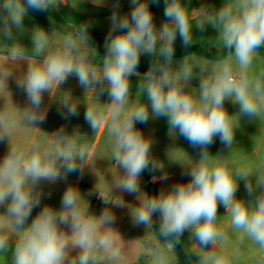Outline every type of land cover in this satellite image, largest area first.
<instances>
[{
    "label": "clouds",
    "instance_id": "clouds-1",
    "mask_svg": "<svg viewBox=\"0 0 264 264\" xmlns=\"http://www.w3.org/2000/svg\"><path fill=\"white\" fill-rule=\"evenodd\" d=\"M66 2L0 0V36L17 45L4 54L5 58L26 62V69L16 79L26 106L18 114L7 106L0 109V142L8 141V152L0 161V206H6L0 215L18 233L12 241L0 224V253L6 256L11 250V264H100L101 254H111L119 264H125L116 237L123 239L112 227L115 217L108 207H125V192L136 195L137 205L129 206L135 225L153 230V216L159 214L158 232L153 230L159 243L155 247L149 241L144 243L153 264H180L176 246L185 231L196 241L197 250L191 254L199 264H233L232 256L217 250L218 243L227 239L218 206L225 208L232 230L264 250V161L249 171L232 164L228 155L208 152L216 137L231 152L240 119L264 115V68L253 69L259 50L264 49V0H227L219 7L202 4L192 9L197 15L191 19L184 0H165V22L159 28L150 0H130L131 11L123 15L116 5L99 64L95 63L97 50L90 43L92 21L74 24L55 44L50 40L52 32L36 27L30 51L15 42L14 29L24 30L23 20L30 9L44 12ZM208 27L215 30L227 55L195 67L185 55L174 66L177 37L188 48L193 44V29L204 32ZM141 54L152 57L143 75L137 71ZM13 76L14 67L0 64V84L7 88ZM72 76L85 90L93 89L98 97L106 92L109 97L102 106H87L85 120L95 132L108 119L112 161L118 172L110 184L112 199H105L96 187L106 205L97 215L90 211L80 190L69 185L60 209L45 205L28 223L33 209L40 207L43 182L82 174L89 166L87 145L76 138V132L69 134L64 127L53 132L45 146L35 140L27 148L10 143L17 121L34 126L45 121V93L53 97L59 90L63 94L56 101L61 115H78L79 103L70 92L61 91V85ZM132 76L140 78L136 91H143L142 102L133 99ZM196 77L199 87L193 93L190 82ZM226 101L238 105V113L230 114ZM161 117L168 122L170 136L178 133L199 148L201 156L191 159L188 166L181 163L190 176L186 183L149 194L141 188V175L149 169L163 172L164 166L152 155L153 140L136 124ZM162 178H167L166 172ZM241 181L250 199L237 197ZM62 226H69L70 232Z\"/></svg>",
    "mask_w": 264,
    "mask_h": 264
},
{
    "label": "crops",
    "instance_id": "crops-1",
    "mask_svg": "<svg viewBox=\"0 0 264 264\" xmlns=\"http://www.w3.org/2000/svg\"><path fill=\"white\" fill-rule=\"evenodd\" d=\"M207 1L208 4L203 5L219 7L222 4V0ZM184 2L189 7V16L191 19L193 17V13L195 12L192 9H198L202 4L199 3V0H184ZM60 5H68L73 11L87 16V19L91 17L100 18L102 26L100 30L96 31L101 33H108L110 28L109 17L116 5H118V10L121 15L131 11L130 0H67L66 3H61ZM83 6H85V8ZM150 8L154 16L155 24L159 28V26L165 22V0H158L157 3H152L150 0ZM207 29L208 30L206 31L208 32L215 31L211 27H208ZM213 45L214 42H210L209 48H206L205 50L207 52L216 50L211 48ZM175 46L182 47V41L178 42L176 39ZM259 51L260 53L264 52V49H260ZM142 55L144 54H141V57ZM138 72L141 75L145 73L140 71ZM133 77L139 78L138 76H132L130 77V80ZM190 83L192 86L190 91L195 93L197 91L196 88L199 87V78H193ZM136 88L137 87H132L133 99L137 102H142L143 91H136ZM61 91L70 92L71 96L75 99L74 102H78L79 104L82 103L85 105L84 107L88 106L91 108L102 106L101 104H104L109 100L106 92L98 97L93 89L85 90L80 86L79 82L76 83V77L74 76L70 77V80H67L63 84ZM61 94L63 93L59 90L54 92L53 97L50 94L45 93L43 96L44 104L42 106L46 109L45 121L41 124L35 125L36 127L31 124L25 125L22 122L17 121V125L10 137V143L27 148L30 147L32 141L35 140L42 146L47 145L51 139L50 135L61 127V123L65 118L61 115L62 110L56 101V98ZM14 96H19V98L15 99L13 98ZM5 106L8 107L9 111L18 114L19 111L26 106V97L23 91L0 88V109H3ZM225 107L230 114H235L239 111L238 105H235L231 101H226ZM149 111H151L150 108ZM107 124L108 119L106 117L103 127L106 128ZM141 126L144 134L153 140V157L164 166L163 172L159 170L156 171V181L159 184L158 191L160 192L162 189H169L176 183H186L190 179V176L187 174L188 169L183 165L188 166L192 163V160H198L201 156L200 149L194 148L187 140H185L182 136H179L178 133L174 136H170L168 122L163 117L158 119H149L146 124H141ZM66 129L68 130L69 127H66ZM234 139L235 143L231 152L228 147L220 142L219 137L214 139V142L208 148V152L212 156H216L218 154L225 156L228 155L227 159H229L232 164L245 168L249 171L254 169L261 161H264V123L260 119L242 117L240 119L239 128L235 130ZM7 152L8 141L5 140L0 142V161L3 160ZM110 157H112V152L103 153L90 172H88V166H86L82 174L79 172L71 173L67 176V179H61L55 183L43 182L41 185L43 195L40 207L33 209L28 223H30L31 219L36 216V214L40 211V208L45 205H50L55 209H60L63 193L69 185H73L80 190L81 194L87 199L91 212L97 215L103 212L106 205L99 197L98 191L95 189L97 187L103 193L105 199H112L110 184L112 183L113 178L118 175V172L115 163H113L112 168L107 164ZM88 159H91V156L88 157ZM171 160H176L180 163L171 162ZM165 172L167 174V178L163 179L162 176ZM140 185L142 190L147 192V181L145 180L143 174L140 178ZM90 193L92 194L90 195ZM236 195L240 198L250 199L245 191L243 181L240 182L239 190ZM122 198L125 201V207H108L111 208L115 217L112 227L121 235L123 239V241H120V238L116 237L123 250L125 264H153L152 254L144 247V243L145 241H149L155 247L159 243L155 232L151 227L146 229L144 225H135L133 223L129 206L137 205L138 202L136 195L125 192L122 193ZM218 208L222 209L224 207L218 206ZM5 212L6 206H0V214H4ZM0 224L7 229L6 234L12 241H14L18 233L11 226L10 221L0 215ZM62 227H64L66 231L70 232L69 226ZM226 233L227 239L224 241L225 244L226 241L231 240L232 237L227 230ZM182 239L186 245L189 254L188 256L193 258V261H195L196 264H199L198 258L194 254H191L193 251L197 250L195 247L196 241L191 238V233L189 231H185L182 234ZM219 245L220 244L218 243L217 247H219ZM222 249L226 252L225 248L222 247ZM187 251L185 250L186 253ZM99 259L100 264H119V259L111 254H101ZM0 264H11V250L6 254V256L0 253ZM180 264L182 263L180 262Z\"/></svg>",
    "mask_w": 264,
    "mask_h": 264
},
{
    "label": "rangeland",
    "instance_id": "rangeland-1",
    "mask_svg": "<svg viewBox=\"0 0 264 264\" xmlns=\"http://www.w3.org/2000/svg\"><path fill=\"white\" fill-rule=\"evenodd\" d=\"M227 0H222L221 3H226ZM199 3L201 4H208L207 0H199ZM62 5H58L55 9H60ZM85 8V6H83ZM82 12V11H81ZM41 17L39 19H34L29 16H25L23 20V28L24 30L18 31L14 29V35L16 36V43L21 44L24 46L26 49L29 51L32 48V40H31V34L34 28L36 27H41L48 31L49 33L52 32V36L50 38L51 43H59L60 40L62 39L63 35L69 33L65 32L63 30H60L59 28L55 30H51V28L48 26L47 22V13L40 12ZM197 15L196 12L193 13V17ZM87 21H92L93 26L90 28V32L100 30L102 26V21L100 18L97 17H91L87 19ZM194 26V24H193ZM208 30V29H206ZM204 31L200 32L196 30L195 28L193 29V44H199L203 49H208L210 46V42H214V45L211 48H214L216 50H221L223 49L222 45L220 44V41L216 38V32L215 31ZM71 32V31H70ZM178 42H181L179 36L177 37ZM11 40H7L0 36V64H8L11 67H14V76L10 77L7 81V88L5 85L0 84L1 89H13L17 91H21L17 87L16 79L17 77L22 74V72L26 69V62L23 60L18 61L17 63H13L10 61H7L5 58V53H7L12 47H16V44L12 45ZM90 43L94 47L102 46L103 41H97L95 38H92ZM99 56H96L95 63L99 64L101 62V57H103L102 51L97 52ZM183 57L179 59L174 58V66L175 62H178L182 59ZM187 59L189 60L190 64H192L193 67L196 65L202 63V62H213L215 60H211L208 57L200 56L198 54L191 53L187 55ZM261 68H264V52H261L256 59L254 60L253 63V69L254 70H259ZM194 75H199V73H194ZM198 78V77H196ZM70 80V77L68 78ZM78 80L76 79V83ZM139 82V78H131V83L132 87H137V84ZM63 85H61L62 87ZM13 98H19V96H14ZM78 103V102H77ZM85 105L80 103L78 104V115L72 116V117H67L64 118V121L61 123V127H69V129L66 131L71 134L73 132H76V138L83 143H85L88 147L89 151V157L91 156V159H88L89 161V166H88V172L92 169V167L96 164L98 161L99 157L103 153H110L112 152V145L110 142V138L107 134V127L104 128V122L101 123L97 130L94 132L93 129L90 127V125L86 122L85 120V112L87 107H84ZM259 119L264 123V115L260 116ZM105 121V120H104ZM108 125V124H107ZM110 147V149H109ZM92 155H91V154ZM87 161V162H88ZM113 161L112 157H110L107 161V164L112 168L113 167ZM86 181V178H85ZM218 215L221 216V221L222 227L227 230L228 233L231 234V240L226 241V244L224 241L219 242V247H217V250H220L223 248L226 249V253H228L230 256H232L233 259V264H264V250H261L257 245L252 243L250 240L247 238L243 237L241 233L236 232L232 230L229 227V216L226 213V210L224 208H218ZM179 243L183 246V248L187 251L186 245L184 244V241L182 239V236L180 238ZM187 255V261L184 264H196L195 261H193V258H190L188 255V251L186 253Z\"/></svg>",
    "mask_w": 264,
    "mask_h": 264
},
{
    "label": "trees",
    "instance_id": "trees-1",
    "mask_svg": "<svg viewBox=\"0 0 264 264\" xmlns=\"http://www.w3.org/2000/svg\"><path fill=\"white\" fill-rule=\"evenodd\" d=\"M47 13V22L48 26L51 28V30H55L59 28L60 30H63L65 32L72 31V26L74 24L78 25L81 22L87 21V16L77 13L73 11L68 5H62L60 9H52L45 11ZM29 16L34 19H39L41 17V13L37 12L35 10H29ZM107 33H101L99 31H93L90 32L91 40L92 38H95L97 41H103L102 46L95 47L97 52H101L103 56L105 55L106 49L104 46V41ZM191 53L198 54L200 56L208 57L210 59H218L220 57H225L227 55V52L225 49L223 50H213L211 52H207L205 49H203L199 44H192L190 47L185 48L182 47H176L175 46V54L174 58H181L185 55H189ZM152 62V57H150L147 54L142 55L140 59V63L138 65L137 71L140 72H146L148 70L149 65ZM136 127L143 131V128L141 124L137 123ZM143 176L145 180L147 181V193L149 194H158V188L159 184L158 182H152L151 178L156 177L157 173L156 171L152 170H146L143 173ZM159 228V214H154L153 216V230L158 232ZM175 242V241H174ZM176 255L179 257V260L182 264H184L188 259L185 250L182 248L181 244L178 242L176 246Z\"/></svg>",
    "mask_w": 264,
    "mask_h": 264
},
{
    "label": "water",
    "instance_id": "water-1",
    "mask_svg": "<svg viewBox=\"0 0 264 264\" xmlns=\"http://www.w3.org/2000/svg\"><path fill=\"white\" fill-rule=\"evenodd\" d=\"M151 181L154 183V182H156V177L154 176V177H152L151 178Z\"/></svg>",
    "mask_w": 264,
    "mask_h": 264
}]
</instances>
